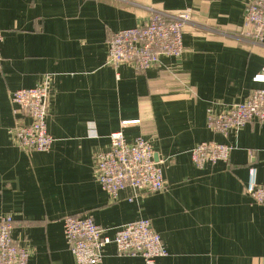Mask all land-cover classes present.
Here are the masks:
<instances>
[{"label":"crops","instance_id":"1","mask_svg":"<svg viewBox=\"0 0 264 264\" xmlns=\"http://www.w3.org/2000/svg\"><path fill=\"white\" fill-rule=\"evenodd\" d=\"M251 0H0V217L30 264H78L64 232L67 215L92 216L114 237L128 223L149 219L169 254L156 264H264V204L246 191L250 167L264 183V122L237 135L210 130V109L244 102L264 82V44L244 34ZM151 8L193 10L184 53L139 71L116 68L109 38L149 20ZM49 80L48 152H28L15 140L13 93ZM139 125L122 128L123 121ZM144 137L153 145L168 187L117 199L97 179L95 155L111 134ZM232 144L228 161L196 166L192 150L205 141ZM252 151V153L250 152ZM101 264H146L140 256L104 247Z\"/></svg>","mask_w":264,"mask_h":264},{"label":"built area","instance_id":"2","mask_svg":"<svg viewBox=\"0 0 264 264\" xmlns=\"http://www.w3.org/2000/svg\"><path fill=\"white\" fill-rule=\"evenodd\" d=\"M149 20L134 27L113 32L109 38V63L118 68L130 64L139 71L161 65L163 57H180L184 51V28L192 22L193 10L179 13L151 8ZM244 34L256 43L264 44V0H251L246 8ZM4 34L0 31V70L2 68L1 45ZM255 79L264 82V69ZM49 80L41 85L18 89L12 101L18 115L29 116L31 122L19 121L14 137L18 145L28 152H48L54 143L48 131ZM211 131L226 137L237 135L248 122H264V88L255 89L248 99L217 113L208 111ZM139 120L123 121L122 128L139 125ZM235 147L218 141L199 143L192 150V159L202 168L208 162L228 161ZM252 153V151H250ZM150 141L142 136L128 139L123 129L111 134V146L95 155L97 179L113 199H117L126 187L135 189V195L163 191L168 187L163 168L155 160ZM250 179L246 186L249 196L258 204H264V183L256 179L257 170L250 167ZM64 232L69 249L78 264H101L104 247L114 243L120 255L140 256L146 264H156L159 257L169 254L162 236L149 219H140L121 226L114 237L92 216L67 215L63 218ZM15 221L11 216L0 217V264H30L32 252L19 245L13 237Z\"/></svg>","mask_w":264,"mask_h":264},{"label":"rangeland","instance_id":"3","mask_svg":"<svg viewBox=\"0 0 264 264\" xmlns=\"http://www.w3.org/2000/svg\"><path fill=\"white\" fill-rule=\"evenodd\" d=\"M193 21V20H192ZM190 23V22H189ZM188 24V23H187ZM187 24L185 25V27L187 26ZM184 31H185V28H184ZM208 116V115H207ZM207 121H208V117H207Z\"/></svg>","mask_w":264,"mask_h":264}]
</instances>
